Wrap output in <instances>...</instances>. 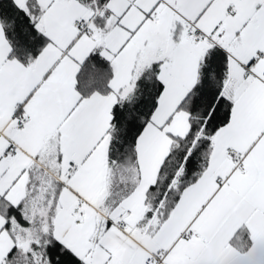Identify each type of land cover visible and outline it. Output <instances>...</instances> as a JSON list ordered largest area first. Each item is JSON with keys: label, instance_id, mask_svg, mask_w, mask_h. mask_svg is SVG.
Segmentation results:
<instances>
[{"label": "snow or ice", "instance_id": "1", "mask_svg": "<svg viewBox=\"0 0 264 264\" xmlns=\"http://www.w3.org/2000/svg\"><path fill=\"white\" fill-rule=\"evenodd\" d=\"M0 264H264V0H0Z\"/></svg>", "mask_w": 264, "mask_h": 264}]
</instances>
